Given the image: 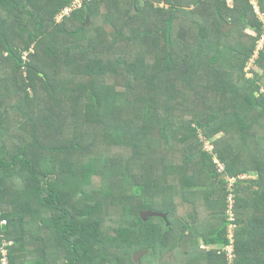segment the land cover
Here are the masks:
<instances>
[{
	"label": "trees",
	"instance_id": "1",
	"mask_svg": "<svg viewBox=\"0 0 264 264\" xmlns=\"http://www.w3.org/2000/svg\"><path fill=\"white\" fill-rule=\"evenodd\" d=\"M75 1L0 0L9 264H264V0Z\"/></svg>",
	"mask_w": 264,
	"mask_h": 264
},
{
	"label": "built area",
	"instance_id": "2",
	"mask_svg": "<svg viewBox=\"0 0 264 264\" xmlns=\"http://www.w3.org/2000/svg\"><path fill=\"white\" fill-rule=\"evenodd\" d=\"M84 1L85 0H76L74 2V4H73V9H77V8L82 7ZM88 1H91V0H88ZM71 12H72V9H67L65 11V14L70 15ZM263 40H264V36L261 39V43H263L262 42ZM245 178H246V175L244 177H242V179H245ZM235 183L236 182L234 180H229V189H231L232 186ZM229 204H230V211L228 212V214L230 215V220L233 221L234 215H233V212L232 211H233V208H234V202L232 200V197H230V199H229ZM233 228H236V227L234 225H232L231 226V229H233ZM230 239H231V243H230L231 245L227 249V251H228V255H229V261H232L235 258V256H234V237L232 236V238H230ZM11 245H12L11 243L4 244L3 249L0 251V255H1L0 264H9L6 248L7 247H10ZM229 263L231 264V262H229Z\"/></svg>",
	"mask_w": 264,
	"mask_h": 264
},
{
	"label": "rangeland",
	"instance_id": "3",
	"mask_svg": "<svg viewBox=\"0 0 264 264\" xmlns=\"http://www.w3.org/2000/svg\"><path fill=\"white\" fill-rule=\"evenodd\" d=\"M140 2H141V4H144V2H145V0H140ZM226 2H227V5L229 6V7H233V0H226ZM251 2H252V4H255V0H251ZM256 11H257V9H256ZM261 21L264 23V18L263 17H261ZM261 45H262V43H261V41H260V44L258 45V50L261 48ZM32 54L34 53V51L32 50V52H31ZM28 55L29 54H23V62H29V58H28ZM253 60H254V58H252V61L249 63V65H248V67H247V69H246V72L248 73V76L249 77H252V73H251V70L253 69ZM8 75H9V73H8ZM220 172H222V170H220ZM255 173H248L247 174V178L248 177H252V178H254L255 177ZM249 180H250V178H249ZM227 187H228V185H227ZM227 216H229V218H230V215L228 214V212H227ZM232 231L233 232H231V235H230V238H232V236L234 237V233H236V228H233L232 229ZM200 245V244H199ZM263 246V245H262ZM203 248H205V250L207 251L208 249L209 250H211L210 248H207V247H205V245H203ZM263 248H264V246H263ZM263 248L262 247H260V249L261 250H263ZM219 249H221V251H222V249H224V250H226L225 248H219ZM227 253H228V251H227ZM227 260H228V264H230L229 262H231V264L234 262V260H235V258L232 260V261H229V255L227 256Z\"/></svg>",
	"mask_w": 264,
	"mask_h": 264
},
{
	"label": "water",
	"instance_id": "4",
	"mask_svg": "<svg viewBox=\"0 0 264 264\" xmlns=\"http://www.w3.org/2000/svg\"><path fill=\"white\" fill-rule=\"evenodd\" d=\"M135 11H136L135 8H133L131 14L133 15V14L135 13ZM222 25H223V31L226 32V33H230L231 30H232L233 28H235V27L238 25V23L233 24V25H229V24L223 22ZM225 178H226V175H223V176L220 178V181L224 180ZM141 216H142V218H143L144 220L147 219V218H152V217H157V218L159 217V218H163V219H166V218H167V216L164 215V214H160V213H152V212H146V213L142 214ZM144 254H145V253H141V254L136 255V256L134 257V261L137 263L138 260H139L141 257H143Z\"/></svg>",
	"mask_w": 264,
	"mask_h": 264
},
{
	"label": "crops",
	"instance_id": "5",
	"mask_svg": "<svg viewBox=\"0 0 264 264\" xmlns=\"http://www.w3.org/2000/svg\"><path fill=\"white\" fill-rule=\"evenodd\" d=\"M247 174H248V173H247ZM246 178H247V175H246ZM231 226H232V225H231ZM231 232H233V231H232L231 227L229 226L227 239L229 240L230 243H231V239H230ZM234 236H235V233H234ZM198 242H199V244H200L199 246L201 247V249H204V250H205V248H203L204 243L202 242V240H199ZM230 245H231V244H230ZM230 245H229V247H230ZM260 245H261V244H260ZM229 247H227V249H228ZM207 248H210V247H207ZM218 248H220V247H215V248H210V249H218ZM262 248H263V246H262ZM208 250H209V249H208ZM208 250H207V251H208Z\"/></svg>",
	"mask_w": 264,
	"mask_h": 264
}]
</instances>
